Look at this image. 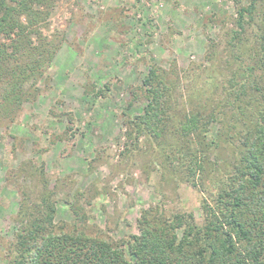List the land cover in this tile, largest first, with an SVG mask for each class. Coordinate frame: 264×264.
<instances>
[{
  "label": "rangeland",
  "instance_id": "374dc122",
  "mask_svg": "<svg viewBox=\"0 0 264 264\" xmlns=\"http://www.w3.org/2000/svg\"><path fill=\"white\" fill-rule=\"evenodd\" d=\"M250 2L261 21L264 0H53L38 26L58 43L51 65L14 120H0V264L15 254L21 209L44 213L46 197L56 208L48 229L57 233L126 239L139 233L142 210L158 206L167 216L191 212L201 219L203 197L234 170L243 136L254 130H246L247 121L263 103L254 91L261 69L250 55L257 26L246 25L242 38L234 37L238 11ZM153 65L173 84L178 111L222 108L232 121L231 141L218 148L205 191L180 178L183 169L172 176L166 144L145 134L137 142L128 137L129 120L148 102L143 79ZM250 67L246 87L255 112L235 120L229 80L232 70L243 76ZM219 125L209 124L211 136Z\"/></svg>",
  "mask_w": 264,
  "mask_h": 264
},
{
  "label": "trees",
  "instance_id": "16d2710c",
  "mask_svg": "<svg viewBox=\"0 0 264 264\" xmlns=\"http://www.w3.org/2000/svg\"><path fill=\"white\" fill-rule=\"evenodd\" d=\"M52 2L0 0V35L5 39L0 41V120H14L22 104L38 94V82L51 65L58 43L43 35L38 26ZM258 15L256 2L242 6L237 18L240 31L234 37L242 38L246 25L257 26V48L250 55L261 69L262 83L254 91L262 93L263 103L258 104L257 117L246 122V130L252 125L254 130L249 137L243 136L234 170L215 180L213 188H203V180L217 169L218 148L231 141L233 126L222 108L206 114L178 111L173 84L153 65L143 79L148 102L141 114L129 120L133 124L128 130L130 139L137 142L145 134L156 144L170 147L166 163L172 176L183 169L180 178L194 188L208 189L200 220L191 212L167 216L158 206L142 210L137 219L139 233L126 239L115 241L82 231L57 233L48 229L56 208L46 197L42 199L44 213L39 207L35 214L27 213L26 208L19 212L15 254L8 264H264V16L260 21ZM248 71L252 73L253 67L244 69L243 76L232 70L227 95H234L233 117L247 112L253 117L255 112L250 105L253 94L246 87ZM244 96L248 98L245 103ZM211 122L220 123L214 136ZM208 151L214 156L212 164Z\"/></svg>",
  "mask_w": 264,
  "mask_h": 264
}]
</instances>
